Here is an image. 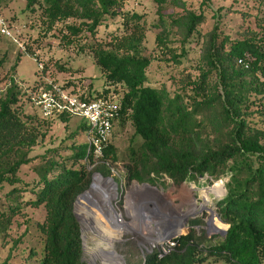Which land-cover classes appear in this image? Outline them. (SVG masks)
Returning a JSON list of instances; mask_svg holds the SVG:
<instances>
[{
    "label": "trees",
    "instance_id": "obj_1",
    "mask_svg": "<svg viewBox=\"0 0 264 264\" xmlns=\"http://www.w3.org/2000/svg\"><path fill=\"white\" fill-rule=\"evenodd\" d=\"M168 1L183 7L168 13L183 38L205 34L200 25L206 0H201L200 11L189 7L187 0H158ZM256 1L249 5L248 14L254 15L259 28L232 37L220 34L215 23L203 38L199 73L189 74L171 95L165 86L150 83L152 59L143 52V34L138 33L144 13L125 7L126 0H26V9H41L48 28L64 21L65 43L76 42L80 50H90L107 81L114 84L93 92L91 88L88 96L120 93L114 124L124 128L129 121L134 128L125 155L128 180L155 182L167 175L181 184L205 173L216 179L229 177L227 192L218 201V213L228 223L224 232L220 236L193 229L183 232L170 252L159 256L154 249L143 264H264V0ZM157 12L162 20L166 7L159 5ZM117 17L122 18L125 33L99 39L100 27ZM10 83L0 93V191L8 186L0 197V227L9 228L26 205H44L45 218L39 223L45 250L41 264H85L75 201L91 185L90 165L95 158L87 141L76 140L65 145L70 153H62L64 147L59 145L31 156L54 119L68 121L71 115L42 116L40 122L35 115L24 114L18 105L21 88L13 75ZM117 84H123L124 91L119 92ZM81 127L85 129V124ZM115 132L114 128L112 135ZM104 151L110 163L120 158L112 140ZM35 158H40L32 167L37 177L29 181L19 170ZM95 168L103 174L110 169L105 162ZM141 186L135 184V190ZM204 190L209 200L210 193ZM0 264H10L9 257Z\"/></svg>",
    "mask_w": 264,
    "mask_h": 264
},
{
    "label": "rangeland",
    "instance_id": "obj_2",
    "mask_svg": "<svg viewBox=\"0 0 264 264\" xmlns=\"http://www.w3.org/2000/svg\"><path fill=\"white\" fill-rule=\"evenodd\" d=\"M254 1L206 0L205 20L200 25L202 33L207 34L215 23H218L220 34L228 33L232 37L241 36L249 28L258 29L254 15L248 14V7H251L249 5L255 3ZM187 2L189 7L200 11L201 0ZM159 5L166 7V14L162 20H159L157 12ZM125 7L138 8L144 13L143 29L138 33L143 34V52L152 59L148 67L150 83L165 86L168 92L174 95L189 74L194 76L199 73V65L203 62L201 54L205 34L198 33L188 39L183 38L182 31L173 22V16L168 15L172 11H183V7L169 1L160 4L158 0H126ZM261 11L264 13V10ZM0 16L5 18L6 26L11 32V34L2 32L0 26V93L3 94L10 86V78L13 75L18 87L21 88L18 105L24 114L35 115L36 120L42 121L41 109L36 105L33 96L37 88L49 80L64 83L77 92H89L91 88L93 92L102 90L105 86L114 87L113 83L107 81L102 67L90 50H80L76 42L65 43L62 37L67 32L64 21H58L52 28H48V19L42 14L41 9L38 7L34 10L26 9V0H0ZM121 22L122 18L117 17L102 25L98 38L110 40L115 35L124 34L125 28ZM159 34L161 37L157 38ZM116 86L119 92L124 91L123 84ZM84 122L79 115H72L68 121L55 118L53 125L46 128L45 135L33 147L30 155L37 156L38 153L59 145L64 147L62 153H70L71 149L65 146L66 144L73 140L78 143L88 141L87 132L81 127ZM261 123L264 125L262 121ZM114 128L116 132L111 140L118 146L120 158L108 165L110 169L106 174L95 168L100 162L103 163L102 161L90 167L93 168V173L100 171L104 175L103 178L110 176L107 178H110L112 183L117 182L114 185L116 196L112 198L111 203L126 224L118 226L115 221L110 220L101 223L100 226L93 224L88 212L93 210L91 205L96 204L94 198L89 200L91 205L87 207L75 205L82 227L85 264H143L149 249L153 250L156 245L158 246L157 242L164 239L157 234L163 227L160 222L166 221L168 224V221L173 219L172 216L181 218L178 214H171L175 208L180 212L191 213L183 231L179 229L180 234L192 229L205 236H220L224 232L228 223L219 217L218 201L227 192L228 175L216 179L205 174L196 180L181 184H175L171 177L164 175L155 182L148 181L149 185L164 194L151 189L139 192L137 190L140 187L135 190V184L142 185V182L137 179L128 180L125 175L134 128L129 121L124 128L118 123L114 124ZM39 160L40 158H35L30 163L22 165L20 175L29 181L35 179L37 174L32 167ZM93 173L88 188L91 187L90 195L98 199L104 186L95 188L96 176L94 177ZM106 186L111 189L110 185ZM204 187L210 193L209 200L205 199ZM6 190L8 186L0 191V197ZM131 198H135L136 203L131 204L129 202ZM101 205L103 211L102 201ZM196 206L199 207V212L192 213ZM167 210L171 216L164 219L162 213ZM45 214L44 205L28 204L14 217L9 228L0 227V262L9 257L10 264H41L45 250L44 234L39 223L44 220ZM85 216H88L87 224ZM198 218L200 222H192ZM152 221L155 224H152ZM109 230L114 234L109 233Z\"/></svg>",
    "mask_w": 264,
    "mask_h": 264
},
{
    "label": "built area",
    "instance_id": "obj_3",
    "mask_svg": "<svg viewBox=\"0 0 264 264\" xmlns=\"http://www.w3.org/2000/svg\"><path fill=\"white\" fill-rule=\"evenodd\" d=\"M0 26L2 32L11 34L6 26V20L2 16H0ZM40 65L43 66L42 63ZM82 92L84 94H81ZM82 92L74 91V89L64 87L61 83L49 80L37 88L33 98L36 105L40 107L43 117L54 118L62 114L81 116L85 121L88 148L95 158L90 166L98 161L105 162L110 166V161L103 156L114 131V121L120 109V97L117 93L112 92L107 96L93 98L88 96L87 92ZM157 243L158 246L156 245L154 249L158 251L159 256H163L175 247L176 237L163 239Z\"/></svg>",
    "mask_w": 264,
    "mask_h": 264
},
{
    "label": "bare ground",
    "instance_id": "obj_4",
    "mask_svg": "<svg viewBox=\"0 0 264 264\" xmlns=\"http://www.w3.org/2000/svg\"><path fill=\"white\" fill-rule=\"evenodd\" d=\"M95 176H94L95 177V180H94L95 181V188H97V187L98 188H102V186L106 187V188L103 187L101 189L102 190L101 196H98V199L100 201L98 199H96L95 197H92L90 195L91 190H89L88 192L83 193V194H81L79 196V198L77 200V205H79V206L80 205H83L84 207H87L88 205H91L90 202H89V200L90 199L93 200V198H94L95 199L94 202L96 204H95V206H93L94 204H92L91 206H92V209L93 210H90L88 212V214L90 216V219L93 222V224L95 223V225L100 226L101 223L110 220L112 222L115 221L116 222V225H118V226H123V224H126V222L125 221H122V219L120 218V214L117 212L116 208L111 203L112 198L114 196H116V190H115V186H114V185H116V183L113 182L114 183L113 184L111 182V179L110 178L109 179L107 177L103 178L100 174H96ZM101 183H103L104 185H102ZM106 185H110L111 189L107 188ZM146 189H151V190H154L157 193L162 194V192L158 191L156 188L152 187L148 183L142 184V186L137 191L141 192V191H144ZM134 199L131 198L129 200V202L132 204L133 202L136 201V199L135 200ZM101 201L103 202V205H104V210L103 211L101 210V208H102ZM199 210H200L199 207L196 206L195 207V210L192 211V213L199 212ZM86 211H88V210L86 209ZM171 214L172 215L178 214L180 217H183L185 215L186 216H190L191 215L190 212H186V213L185 212H182V211L180 212V210L179 209L177 210V208L172 209ZM167 215H168V213H167ZM86 218H88V216H85L84 219L86 220ZM90 224L92 225V223H90ZM180 229L182 230L183 227H180ZM109 233L114 234L111 230H109ZM110 249L112 251H114L113 248H110Z\"/></svg>",
    "mask_w": 264,
    "mask_h": 264
},
{
    "label": "water",
    "instance_id": "obj_5",
    "mask_svg": "<svg viewBox=\"0 0 264 264\" xmlns=\"http://www.w3.org/2000/svg\"><path fill=\"white\" fill-rule=\"evenodd\" d=\"M96 174H100V175H102V173L100 172V171H94V173H93V176H95ZM106 177H110V176H106ZM112 178V177H111ZM113 179V178H112ZM114 180V179H113ZM115 181V180H114ZM115 183L117 184V182L115 181ZM145 183H149L148 181H143L142 182V184H145ZM91 189V187L90 188H88V189H86L85 191H83L84 193H86V192H88L89 190ZM81 194V193H80ZM79 194V195H80ZM162 194H164V193H162ZM79 195L77 196V198H76V201H75V205H77V200H78V198H79ZM75 213H76V215H77V217H78V219H79V216H78V214H77V212H76V210H75ZM167 213H168V210L165 212V213H162V216H163V218L164 217H166V216H170V215H167ZM173 217V219L172 220H170V221H168V224L166 223V221L164 222H160V220H159V222H160V224H162V228H161V230H158L157 231V234H158V236L159 237H161V238H164V239H170V238H173V237H176L177 235H179L180 234V227H185L186 226V224H187V222H188V218H189V216H183V217H181V218H176V216L174 217V216H172ZM219 217H220V215H219ZM221 218V217H220ZM165 219V218H164ZM167 225H166V224ZM152 224H155V222L154 221H152ZM165 224V225H164ZM82 228V227H81ZM152 250H150L149 249V252H151Z\"/></svg>",
    "mask_w": 264,
    "mask_h": 264
}]
</instances>
